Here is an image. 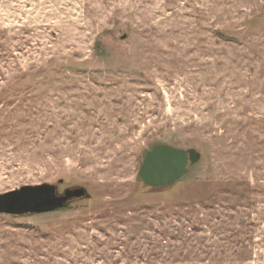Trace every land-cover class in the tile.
Masks as SVG:
<instances>
[{
    "label": "rangeland",
    "instance_id": "374dc122",
    "mask_svg": "<svg viewBox=\"0 0 264 264\" xmlns=\"http://www.w3.org/2000/svg\"><path fill=\"white\" fill-rule=\"evenodd\" d=\"M159 145L191 150L148 188ZM0 264H264V0H0Z\"/></svg>",
    "mask_w": 264,
    "mask_h": 264
},
{
    "label": "water",
    "instance_id": "95a60500",
    "mask_svg": "<svg viewBox=\"0 0 264 264\" xmlns=\"http://www.w3.org/2000/svg\"><path fill=\"white\" fill-rule=\"evenodd\" d=\"M198 154L170 145H159L148 151L139 169L143 183L151 187L168 186L179 180L189 162ZM83 187H71L58 194L51 184L25 185L0 194V213L21 215L47 213L64 208L72 200L87 197Z\"/></svg>",
    "mask_w": 264,
    "mask_h": 264
},
{
    "label": "trees",
    "instance_id": "16d2710c",
    "mask_svg": "<svg viewBox=\"0 0 264 264\" xmlns=\"http://www.w3.org/2000/svg\"><path fill=\"white\" fill-rule=\"evenodd\" d=\"M147 187L150 188L151 186H147ZM154 188H158V187H154ZM34 214H40V213H26V214H21V215H14V216L18 217V216H23V215H34Z\"/></svg>",
    "mask_w": 264,
    "mask_h": 264
},
{
    "label": "flooded vegetation",
    "instance_id": "af4514ba",
    "mask_svg": "<svg viewBox=\"0 0 264 264\" xmlns=\"http://www.w3.org/2000/svg\"><path fill=\"white\" fill-rule=\"evenodd\" d=\"M57 191V190H56ZM58 194H61V193H59V192H57ZM88 197V196H87ZM86 198V197H85ZM81 199H83V198H81ZM73 201V200H72ZM72 201H70L68 204H67V206H69V204L72 202ZM67 206H65V207H67ZM64 207V208H65Z\"/></svg>",
    "mask_w": 264,
    "mask_h": 264
}]
</instances>
